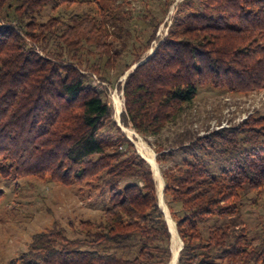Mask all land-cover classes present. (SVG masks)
<instances>
[{
    "label": "trees",
    "instance_id": "16d2710c",
    "mask_svg": "<svg viewBox=\"0 0 264 264\" xmlns=\"http://www.w3.org/2000/svg\"><path fill=\"white\" fill-rule=\"evenodd\" d=\"M195 1L200 8L177 4L152 55L139 63L136 53L127 63L126 44L115 43L128 34L124 14L113 7L93 0L98 13L41 22L48 6L88 0H0V176L85 185L107 196L98 218L69 223V230L54 222L8 264H169L171 232L152 168L114 121L100 87L139 63L120 86V123L145 139L175 122L198 86L263 89L264 0ZM152 21L144 50L161 24ZM179 149L191 157L162 170L164 204L182 242L176 264H264V224L256 235L239 227L244 203L264 198V115ZM156 151L159 163L174 157Z\"/></svg>",
    "mask_w": 264,
    "mask_h": 264
},
{
    "label": "rangeland",
    "instance_id": "374dc122",
    "mask_svg": "<svg viewBox=\"0 0 264 264\" xmlns=\"http://www.w3.org/2000/svg\"><path fill=\"white\" fill-rule=\"evenodd\" d=\"M182 1L192 2L191 7L200 8V4L195 0H174L167 12L162 15V6L168 3L167 0H98V4L105 8L113 7L124 14V21L120 22V26L127 30L128 34L115 39V43L117 46L121 43L126 44L128 49L124 52L123 59L128 63L136 53L142 54L143 59L150 56L158 45V40L166 36L168 27L173 22L177 4ZM72 13L95 14L98 12L93 0H88L87 4L48 6L38 20L43 22L51 16L67 18ZM152 16H155L157 20L159 18L161 24L151 47L144 50V45L155 27ZM133 50L134 53H130ZM131 68L127 72H130ZM126 73L117 82L111 79L112 84H102L100 89L107 88L106 96L112 104L113 119L133 141L137 152L149 164L151 163L142 153L154 155L163 184L162 170L164 168L180 164L182 159L191 157L179 148L188 145L197 136H204L213 130L238 126L250 115H264V88L248 94H236L205 84L197 87L194 101L185 108L175 122L168 124L158 136L145 139L131 127H124L120 123V114L124 105L120 86L124 84ZM117 104H119V110ZM141 143L144 149H140ZM159 146L166 148V151L173 150L174 157L166 162H157L156 150ZM194 154L203 158L198 151ZM153 176L159 195L160 179L154 170ZM122 184L123 182L120 185ZM0 189L4 192L0 200V264H8L19 258L27 250L32 235L51 227L54 222H58L69 230V223L76 224L81 220L98 218L107 201V196L106 198L101 196L98 189L91 190L85 185L80 187L76 184L63 186L52 179L40 180L31 176L16 180L0 176ZM168 214L170 216L169 211ZM239 215L240 228L243 227L252 235L259 234L264 224V198L257 206H251L250 201L244 203ZM171 245H173L172 236Z\"/></svg>",
    "mask_w": 264,
    "mask_h": 264
},
{
    "label": "bare ground",
    "instance_id": "6f19581e",
    "mask_svg": "<svg viewBox=\"0 0 264 264\" xmlns=\"http://www.w3.org/2000/svg\"><path fill=\"white\" fill-rule=\"evenodd\" d=\"M117 109L118 110L120 109L119 104H117ZM144 148H145L144 145L141 143L140 149H144ZM142 154H144L146 156V159L151 163L153 170L156 172L157 177L160 179L159 196H161V190H162L163 182H162L161 176L158 172V167H157V164L155 163L154 155L152 153H149V154L142 153ZM161 206H162V208L165 211V214L167 216V223H168V227H169V230L171 232L172 241H173V245H171L172 246V248H171L172 258H171V261L169 264H176L177 259H178L179 249L181 246V241L178 238L175 223L173 222L172 218L169 216L168 211H167V207H166V205H164L162 200H161Z\"/></svg>",
    "mask_w": 264,
    "mask_h": 264
},
{
    "label": "water",
    "instance_id": "95a60500",
    "mask_svg": "<svg viewBox=\"0 0 264 264\" xmlns=\"http://www.w3.org/2000/svg\"><path fill=\"white\" fill-rule=\"evenodd\" d=\"M152 53H153V51L151 52L150 55H152ZM144 60H145V59L141 60L139 63H142ZM139 63H138V64H139ZM138 64H135V65L131 68L130 72L133 71V70L135 69V67H136ZM130 72H127L126 75H125V77H127V75H128ZM150 165H151V164H150ZM151 168H152V171H153V167H152V165H151ZM163 188H164V184H163ZM158 198H159V204H160V206H161V200L164 202V200H163V192L161 193V196L158 195ZM162 210H163V208H162ZM163 212L165 213L164 210H163ZM165 216H166V214H165ZM166 221H167V216H166ZM181 249H182V242H181V246H180L179 251H180ZM178 255H179V253H178Z\"/></svg>",
    "mask_w": 264,
    "mask_h": 264
}]
</instances>
